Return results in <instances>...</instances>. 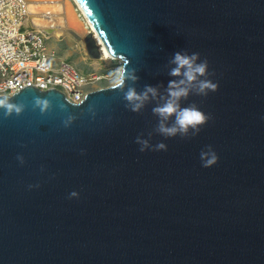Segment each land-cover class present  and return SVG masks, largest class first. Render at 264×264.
I'll return each mask as SVG.
<instances>
[{"label":"water","instance_id":"water-1","mask_svg":"<svg viewBox=\"0 0 264 264\" xmlns=\"http://www.w3.org/2000/svg\"><path fill=\"white\" fill-rule=\"evenodd\" d=\"M45 1L64 20L69 8L89 57L107 51L138 79L80 102L31 85L0 95L21 108H0V264H264V0ZM178 51L207 59L218 88L189 85L181 106L208 119L166 137L152 109L181 79ZM145 85L159 95L133 112L123 91ZM138 136L167 150L142 152ZM209 145L219 159L204 167Z\"/></svg>","mask_w":264,"mask_h":264},{"label":"built area","instance_id":"built-area-1","mask_svg":"<svg viewBox=\"0 0 264 264\" xmlns=\"http://www.w3.org/2000/svg\"><path fill=\"white\" fill-rule=\"evenodd\" d=\"M30 5L29 0H0V95L31 85L59 89L69 101L80 102L97 89L90 87L101 76L57 57L48 45L50 32L34 23Z\"/></svg>","mask_w":264,"mask_h":264},{"label":"clouds","instance_id":"clouds-1","mask_svg":"<svg viewBox=\"0 0 264 264\" xmlns=\"http://www.w3.org/2000/svg\"><path fill=\"white\" fill-rule=\"evenodd\" d=\"M200 53L192 52L187 54L184 52H175L172 56V67L169 71V75L176 77L180 76L181 79L169 80L167 87V98L164 103L157 104L152 111L160 118L158 131L166 136H176L177 134L187 135L189 131L196 134L200 131V128L205 124L208 119L206 113H204L199 107L181 106L180 101L182 98H186L190 94L189 85L198 83V92L201 95H207L210 91L214 92L218 88V82L212 79H204L209 73V62L207 59L200 60ZM137 80L135 70L126 71L124 68L115 72V80L113 87L123 90L124 84L127 80ZM159 95V89L153 85H145L143 91L138 92L134 87H129L123 91V98L127 101V106L133 112H139L149 99L156 98ZM44 106H47V102H43ZM0 108L4 109L5 115H10L13 111L19 113L21 111L20 106L12 103L8 96H0ZM174 117V123L167 125L165 121ZM137 144L140 146V151H146L149 148L153 150H167V144L163 141L151 145L150 141L146 138L138 136L136 138ZM16 159L21 163H25V157L22 153H18ZM219 156L215 149L209 145L207 150L200 152V160L204 167H211L217 163ZM31 188L39 187L38 184H30ZM80 193L78 191H71L69 198H78Z\"/></svg>","mask_w":264,"mask_h":264},{"label":"rangeland","instance_id":"rangeland-1","mask_svg":"<svg viewBox=\"0 0 264 264\" xmlns=\"http://www.w3.org/2000/svg\"><path fill=\"white\" fill-rule=\"evenodd\" d=\"M48 45L57 57L70 60L85 73H95L101 76L90 88L113 84L115 72L122 65L118 58L106 57L104 60H97L89 57L82 41L76 39L68 32L57 35L51 34L48 39Z\"/></svg>","mask_w":264,"mask_h":264},{"label":"bare ground","instance_id":"bare-ground-1","mask_svg":"<svg viewBox=\"0 0 264 264\" xmlns=\"http://www.w3.org/2000/svg\"><path fill=\"white\" fill-rule=\"evenodd\" d=\"M52 6V4L45 0H35V3L30 5V10L36 12V15H34L35 18L33 19L34 23L44 26L45 29L51 34H62L64 32L71 34L69 28H72L74 32L79 34L81 33L78 27L72 25L75 23V21L70 10H68L69 8L67 9L66 13V22V20L63 19V16L57 15V13L54 12L55 9ZM106 57L112 56L107 51H105L103 54V59L101 60L106 59Z\"/></svg>","mask_w":264,"mask_h":264},{"label":"crops","instance_id":"crops-1","mask_svg":"<svg viewBox=\"0 0 264 264\" xmlns=\"http://www.w3.org/2000/svg\"><path fill=\"white\" fill-rule=\"evenodd\" d=\"M55 35H57V34H55Z\"/></svg>","mask_w":264,"mask_h":264}]
</instances>
